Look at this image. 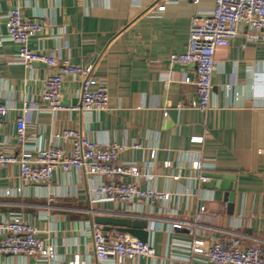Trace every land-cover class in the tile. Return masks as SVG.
<instances>
[{
    "label": "crops",
    "instance_id": "0c3cea01",
    "mask_svg": "<svg viewBox=\"0 0 264 264\" xmlns=\"http://www.w3.org/2000/svg\"><path fill=\"white\" fill-rule=\"evenodd\" d=\"M170 1L164 13L152 16L164 0H0V104L13 108L0 130V151L18 153L15 122L27 103L29 147L58 145L70 152V140L56 139L67 129L104 146L139 145L121 160L138 166L142 188L171 196L166 204L155 205L92 203V179H107L57 172L49 185H24L17 166L0 167V220L20 215L35 223L40 237L56 248L51 264H97L92 223L97 216H117L128 208L132 219L149 221L156 256L123 264H214L191 254L190 244L198 238L208 244L240 238L245 247L264 252V44L242 32L229 47L218 48L212 109H192L197 72L193 66H171L169 57L186 52L192 18L213 10L215 0ZM16 7L42 25L32 48L91 68L109 89V110L89 115L48 110L42 99L48 68L41 63L26 67L7 36L5 17ZM80 91V80L65 77L63 105L79 106ZM194 162L205 169L194 170ZM206 173L232 179V214L225 191L202 188ZM18 188L20 194H5ZM178 223L191 229L176 231L173 224ZM25 262L40 264L0 255V264Z\"/></svg>",
    "mask_w": 264,
    "mask_h": 264
},
{
    "label": "built area",
    "instance_id": "2783aa9c",
    "mask_svg": "<svg viewBox=\"0 0 264 264\" xmlns=\"http://www.w3.org/2000/svg\"><path fill=\"white\" fill-rule=\"evenodd\" d=\"M200 0H194L196 4ZM171 2L164 0L162 5L151 11L158 16ZM8 39L18 46V58L26 67L34 63L44 64L49 74L44 84L43 101L49 111L79 112L83 114L101 113L110 109V93L104 82L98 79L89 67L74 65L69 59L57 58L32 48V42L42 33V25L24 17L23 9L16 7L5 17ZM245 30V31H244ZM249 40L264 44V0H215L213 10L197 12L191 20L187 50L183 54L169 57L171 66H193L197 72V99L190 108L202 113L212 109L214 91L213 78L218 69L216 51L227 48L241 33ZM80 80L79 106H66L61 102L64 78ZM264 86V76L260 77ZM181 109L182 104L177 106ZM29 109L27 103L22 115L15 122V141L18 153L0 151V167L17 166L19 178L24 185H49L57 172H84L91 178H105L107 181L96 183L92 179L89 190L92 203H111L131 206L133 203L146 202L151 205L166 204L170 194L140 186L143 177L138 166L121 160L128 149H139V145L129 148L120 144L107 146L98 144L85 137L77 129H67L56 135V139L70 140L72 150L53 145L48 148L29 147L27 122L24 113ZM13 110L0 104V130ZM194 141H202L195 139ZM193 169H205L202 162H194ZM123 177L130 179L123 181ZM200 180L206 179L202 176ZM21 188L7 191L6 195L20 194ZM131 209L121 210L116 217L132 218ZM204 208L201 209V212ZM140 219V218H137ZM191 229L185 223L173 224L174 230ZM92 242L97 264H123L138 258H154L153 245L142 242L128 233L112 230L105 232L101 225L92 223ZM40 228L35 223L15 215L0 220V255L33 258L40 264H51L56 259V248L40 237ZM193 256L204 258V262L214 264H264V252L258 246L245 247L240 238L229 242L223 240L195 239L190 244ZM24 264H31L25 262ZM70 264H80L79 261Z\"/></svg>",
    "mask_w": 264,
    "mask_h": 264
},
{
    "label": "water",
    "instance_id": "95a60500",
    "mask_svg": "<svg viewBox=\"0 0 264 264\" xmlns=\"http://www.w3.org/2000/svg\"><path fill=\"white\" fill-rule=\"evenodd\" d=\"M203 177L206 179L201 183L203 189H221L227 193L226 201L228 203V210L229 213L232 214L235 200V186L234 184H229L230 181H232L230 176L206 173L203 175ZM223 181L225 183H223ZM220 182L223 184H221ZM95 223L101 225L105 232L117 230L119 232L128 233L144 243L149 241V221L145 219H132L110 215H100L95 218Z\"/></svg>",
    "mask_w": 264,
    "mask_h": 264
}]
</instances>
